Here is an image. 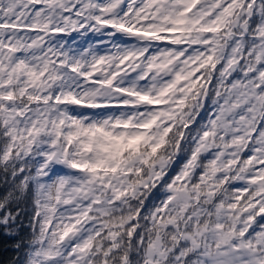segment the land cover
I'll use <instances>...</instances> for the list:
<instances>
[{
	"label": "snow or ice",
	"instance_id": "snow-or-ice-1",
	"mask_svg": "<svg viewBox=\"0 0 264 264\" xmlns=\"http://www.w3.org/2000/svg\"><path fill=\"white\" fill-rule=\"evenodd\" d=\"M0 245L264 264V0H0Z\"/></svg>",
	"mask_w": 264,
	"mask_h": 264
},
{
	"label": "trees",
	"instance_id": "trees-1",
	"mask_svg": "<svg viewBox=\"0 0 264 264\" xmlns=\"http://www.w3.org/2000/svg\"><path fill=\"white\" fill-rule=\"evenodd\" d=\"M28 211H31L30 206L28 207ZM13 255L14 253L12 252L11 248L0 245V264H7Z\"/></svg>",
	"mask_w": 264,
	"mask_h": 264
}]
</instances>
